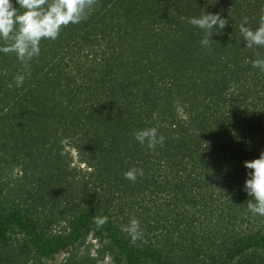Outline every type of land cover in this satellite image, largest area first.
<instances>
[{"label": "trees", "instance_id": "1", "mask_svg": "<svg viewBox=\"0 0 264 264\" xmlns=\"http://www.w3.org/2000/svg\"><path fill=\"white\" fill-rule=\"evenodd\" d=\"M205 12L226 19L213 37L188 22ZM262 17L264 0H94L39 56L0 53V264H264L244 189L264 46L239 31ZM150 127L163 143L135 139Z\"/></svg>", "mask_w": 264, "mask_h": 264}, {"label": "clouds", "instance_id": "2", "mask_svg": "<svg viewBox=\"0 0 264 264\" xmlns=\"http://www.w3.org/2000/svg\"><path fill=\"white\" fill-rule=\"evenodd\" d=\"M93 5L94 0H0V53H15L21 61L39 56L42 40H55L63 27L86 19ZM261 20L255 29L246 26L247 18L241 23L239 31L246 41L245 47L264 46V17ZM188 22L212 37V29H223L227 24L219 13L211 12L193 16ZM201 43L209 45L207 36ZM252 64L264 70V58L256 59ZM16 79L19 85L23 83L24 77L18 76ZM134 136L140 144L147 142L149 147H154L158 142L163 143L164 140L155 127L141 129ZM244 166L251 170L244 183V189L251 197L248 208L253 214L264 216V152L255 159L244 161ZM125 178L135 181L137 170L132 168L126 171ZM106 220L107 217H104L97 223L103 224ZM124 230L135 241L141 234L139 221L132 219Z\"/></svg>", "mask_w": 264, "mask_h": 264}, {"label": "rangeland", "instance_id": "3", "mask_svg": "<svg viewBox=\"0 0 264 264\" xmlns=\"http://www.w3.org/2000/svg\"><path fill=\"white\" fill-rule=\"evenodd\" d=\"M75 160H77V156L76 155H75ZM64 256H65V254L62 253V254L58 255V257L54 261H52V260L48 261V264H60L61 261L63 260Z\"/></svg>", "mask_w": 264, "mask_h": 264}]
</instances>
